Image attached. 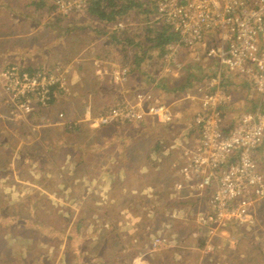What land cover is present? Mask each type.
I'll return each instance as SVG.
<instances>
[{
	"label": "rangeland",
	"instance_id": "obj_1",
	"mask_svg": "<svg viewBox=\"0 0 264 264\" xmlns=\"http://www.w3.org/2000/svg\"><path fill=\"white\" fill-rule=\"evenodd\" d=\"M137 9L136 6L130 11L129 16L132 22H134ZM140 18L141 26L146 30L149 29L152 23L145 19L144 14H140ZM157 20L166 23V20L161 19L160 16L156 17L155 21L158 22ZM84 21L87 22L86 28L79 27L76 32L79 34L80 44L86 48L87 52L101 53L98 55L110 62L109 66L112 67L113 79L116 82L121 76L119 70H126L129 77L132 69L129 65L123 64L126 58H123L121 49L110 50L105 37L107 30L110 32L116 30V25L100 24L96 20L87 19L85 15L75 18V24L80 25ZM120 22L125 24L127 18ZM84 51L85 49H80L79 58L83 59ZM129 52V56L136 54L141 60L140 67L135 72L140 73L138 84L153 87L154 84L160 83L163 87L155 88L156 92L152 90V94L161 100V103L165 102L169 105L171 121L174 118L178 121L182 113L190 119L192 113L189 112L193 110V121H188L192 133L187 135L188 138L176 129L181 128L177 122H174L173 127H164L166 136H171L170 143L174 144L177 141L180 149H192L190 144L195 146L196 142H200L201 128L196 123V119L201 111L199 100L187 99V96L193 95L205 79L215 75V60L208 57L204 45L191 49L179 47L177 54L167 57V54L160 55L154 43L144 40L139 48L131 47ZM129 58L132 61V57ZM105 83L111 85V80L107 78ZM98 84L95 82L94 87ZM221 87L226 90L223 97L229 100L223 107L219 106L218 111L225 116L231 126L241 114L255 108L260 99L261 103H264V97L261 98L258 95L248 76H235L231 86L222 82ZM67 90H55V98L44 115L52 117L54 113L57 116L60 112H64L66 116L68 112V115L73 116L76 121L86 123L89 120L85 121L82 118L95 117L97 113L107 109L106 107L111 104L105 96L89 93V96L85 97L81 89ZM233 92H235L234 95ZM75 94L79 102L70 100ZM154 97H152V104L159 103ZM240 98L243 99L242 102ZM262 107L264 108V104ZM20 127L25 142L30 143L33 135L24 134L23 125ZM89 127L80 125L78 129L89 132L92 130ZM4 132V136H0V141L19 142L23 139H17L15 127ZM58 137L61 141H65L63 136ZM78 138L76 150L84 146L80 139L88 144H96L97 138L104 139L91 136L83 138L78 136ZM149 143L151 142L147 139L141 142L142 145ZM137 146L141 145L138 143ZM31 147L23 145L21 152L16 151L18 147H11L10 151L8 148H3V151H0V264H134L136 260H139L140 264H147V262H150L148 264H167L162 255H155L150 260L146 255L150 247L152 252L172 251L173 249L165 247L166 244L176 247L175 252L170 256L173 264L176 262L174 259L178 260L179 264H197V260L200 264H227V261L221 262L215 259L228 253L227 246L231 241L241 240L244 235L246 238L251 236L252 240L260 244L264 242V231L260 232L255 228L250 229L247 226L238 227L231 224H223L216 230L211 226L200 225L198 227L202 229V232L197 233L196 230L194 236L188 229L185 232L176 231V226L167 227L165 232L163 226L159 232L141 233L145 223L133 224V217L114 216V206L118 201L94 200L103 194L101 191L95 193L92 190L97 182L96 178L84 176L78 179L75 177L77 173H82L83 169L80 168L82 166L70 170L63 166L60 169L62 165H73L81 159H85L86 162L88 159L92 162L95 160V154H90L86 158L82 153H78L75 157L74 152L66 150L59 152L55 156L56 159L53 156L41 159L38 156L34 158L37 150ZM173 148L176 149L175 145ZM178 158L183 162V155ZM255 158L257 164L264 167V142L256 151ZM111 159L116 160L115 154L105 156V160ZM176 162L174 159L171 164ZM76 170H78L77 173ZM169 177L175 180L171 168H169ZM166 183L167 180H164V184ZM102 184L105 188L110 182ZM68 193L71 197L66 199ZM167 194H169L168 190L164 189V195L172 198L177 205V198ZM164 202L170 204L169 201H163L162 204ZM194 204L196 206L192 203L182 204L187 207V211L182 213L183 220L188 219L187 212L194 213V209L198 206L204 210L207 208L200 201ZM144 220L148 219L144 217ZM190 221L195 223L193 219ZM116 227L122 229L117 231ZM256 231L258 233H254ZM240 246H244L242 242ZM257 248L258 246L255 245L249 246L246 251L243 249V256L254 255L252 258L256 259L264 257V251L260 252ZM232 264H234L233 261Z\"/></svg>",
	"mask_w": 264,
	"mask_h": 264
},
{
	"label": "crops",
	"instance_id": "obj_2",
	"mask_svg": "<svg viewBox=\"0 0 264 264\" xmlns=\"http://www.w3.org/2000/svg\"><path fill=\"white\" fill-rule=\"evenodd\" d=\"M36 1L0 0V136H4V131L7 129L15 127L17 139L23 138L19 142L12 140L0 141V151L2 152L3 148H8L10 151L11 147H18L16 151L21 152L22 146L28 145L37 150L34 158L38 156L41 159L49 156L56 159L55 156L59 152L66 150L74 152L75 157L78 156V153H82L83 157L86 158L90 154H95V160L92 162L88 159L87 162L85 159H81L73 165H62L60 169L63 166L67 170L82 166L80 167L83 169L81 174H78V170H76V173L80 176L78 177L76 174V178L82 179L81 177L84 176L96 178L97 182L92 190L95 193L101 191L103 196H99L94 200L118 201L117 205L114 206V216L133 217V224L137 222L145 223L141 233L159 232L163 226L164 232L169 226H176V231L180 232H185L188 229L192 236L196 235V230L197 233L202 232V229L198 227L200 223L196 220H194L196 224L190 220H183L182 213L187 210V207L182 204L187 202L176 199V205L172 198L164 195V189H169L164 187L166 185L164 180L169 175L171 162L174 159L179 163L182 162L178 158L180 157L179 150L173 148V145L175 147L179 146L177 141L174 144L169 142L171 136H166L167 133L164 131V127H173L174 122H177L181 128L177 127L176 129L188 138L187 135L192 133L188 121H193V110L189 112L192 113L190 119L182 113L178 121H175L174 118L173 121L167 123V126H164V123H157L155 119L146 115V108L153 105L152 97H154V94H152V90L156 92L155 88L163 87L160 83L154 84L153 87L138 84L140 73L135 72L141 63L135 64L134 58H131V61L127 57L124 59L123 64L128 63L132 69L130 76L128 77L126 72L121 80L111 81V85H107L105 83L107 78L113 80L112 67L109 66L110 62L98 55L101 53L92 54L87 52L86 48L80 44L79 34L76 32L79 27L86 28L87 22L84 21L80 25L75 24V18L83 15L85 6L78 4L75 0H71V2L52 0L53 8L50 9H53V11L38 10L35 4ZM59 1L65 4L64 8L56 5ZM141 1L145 2V0ZM73 30L76 31L74 33L68 32ZM83 36L85 37V34ZM82 48L85 49L83 59H81L82 57L79 58L78 55ZM12 66H18L22 71L30 68L34 69L33 71L44 73L56 68L59 71V87H62L61 89H81L85 97L89 96V93L96 96H105L111 103L106 107L107 110L120 102L134 105L137 96L142 93L148 94L151 99L143 103L144 107L137 118L123 120L114 123V125L113 123L105 126L93 125V120L107 111L106 109L90 119L82 118L85 121L89 120L86 123L80 120L76 121L73 116L68 115V112L63 124L57 120L55 113L52 117H42L38 122H34V120L31 121L26 117H15L11 112L9 104L11 96L5 92L10 82L5 79L3 73ZM123 71L124 69L119 70V73ZM234 77L229 76L223 79L224 84L231 86ZM95 82L99 83L96 87H94ZM76 95L72 96L70 100L79 102ZM154 98L157 102H161L158 98ZM240 101L242 102L243 99L240 98ZM69 118L74 120L69 121ZM20 125H23L24 134L30 133L33 135V140L30 143L25 142ZM80 125L82 127L85 125L90 126L89 129L92 130H89V132L75 130ZM161 131L163 133L160 134ZM58 136H63L65 141H61ZM78 136H82V138L87 136L102 137L104 139L99 140L97 138L96 144H88L80 139L84 146L76 150ZM144 139L150 140L151 143L142 145L141 142ZM138 143L141 146H137ZM172 150L175 155L170 153ZM107 154H115L116 160H105ZM108 181L110 184L103 188L102 183L106 184ZM70 197L68 193L66 199ZM163 201H169L170 204L165 202L162 204ZM174 209L178 211V217L172 219L168 215ZM144 217L148 220H144ZM254 218L256 223L247 227L263 232L264 204L260 205ZM121 229V227H116L117 231ZM243 230L246 232L245 229ZM258 231L254 233H258ZM119 234L122 233L119 232ZM243 239H246V241H243ZM234 242H236L235 248L224 256L216 258L215 261H227L229 264H232V261L234 264H264V257L256 259L252 258L254 255L243 256V249L246 251L249 246L256 245L258 246L257 249L263 252L264 242L260 244L252 240L251 236L246 238L244 235L241 240H234ZM241 242L244 246H240ZM122 246L124 247L123 242ZM165 247L173 250L170 252H152L150 247L146 255L149 256V260L155 255H162L167 264H173L170 256L175 252L176 247L168 244ZM174 260L176 261L174 264H179L178 260ZM196 263L200 264L199 260ZM134 264H140V261L136 260Z\"/></svg>",
	"mask_w": 264,
	"mask_h": 264
},
{
	"label": "built area",
	"instance_id": "obj_3",
	"mask_svg": "<svg viewBox=\"0 0 264 264\" xmlns=\"http://www.w3.org/2000/svg\"><path fill=\"white\" fill-rule=\"evenodd\" d=\"M83 4V0H75ZM158 16L178 32L179 42L169 45L165 55L178 53L179 47L204 45L206 54L215 60V75L205 79L187 99L199 100L196 123L200 126V142L192 149L179 146L183 162L171 164L175 180L165 177L169 194L187 203L200 201L195 212H187L185 220L218 229L223 224L244 225L264 204V167L257 164L255 154L264 142V103L261 99L252 110L241 114L233 126L218 111L229 98L221 85L229 76H248L255 91L264 97V0H154ZM64 8L63 2L56 4ZM117 28H122L117 24ZM172 30V31H173ZM126 70L119 73L121 80ZM17 67L4 73L10 82L5 89L15 117L22 118L30 110L23 98L38 108H46L55 98L52 90L59 87V71L33 72ZM217 74V76H216ZM227 75L226 77H224ZM110 80V79H109ZM111 81H115L114 79ZM151 98L142 93L134 105L116 103L93 120L94 126L137 118L143 103ZM169 105L154 103L146 115L157 123L171 121ZM37 107V106H36ZM189 147V146H188ZM171 154L175 155L172 150ZM187 211V210H186ZM171 218L178 217L172 210ZM165 241V240H164Z\"/></svg>",
	"mask_w": 264,
	"mask_h": 264
},
{
	"label": "trees",
	"instance_id": "obj_4",
	"mask_svg": "<svg viewBox=\"0 0 264 264\" xmlns=\"http://www.w3.org/2000/svg\"><path fill=\"white\" fill-rule=\"evenodd\" d=\"M63 1L71 2V0ZM35 4L38 10L53 11V9H50L51 7L53 8L52 0H37ZM83 5L85 6L83 15H85L87 19L96 20L100 24L116 25V30L112 32L107 30L105 37L110 50L113 48H120L123 58L129 56L131 47L139 48L141 42L144 40L148 43H154V47L159 49L160 55L162 56L165 55L166 48L169 45L179 42L178 32L172 31L169 25L162 23L160 20H157L158 22L155 21L158 14L154 0H145V2L141 0H83ZM136 6L138 9L136 10L137 12L135 11L134 22H132V18L129 15L130 11L134 10ZM140 14H144L146 16L145 19L152 23L149 29L146 30L141 26L142 21ZM125 18H127V22L122 24L120 21ZM160 23L161 25H159ZM117 24H121L122 28L118 29ZM68 32L71 33V31ZM129 57L134 58L135 64L141 63V60L137 58L136 54H132V56ZM124 64L129 65L128 63ZM12 67L19 68L18 66ZM23 72L34 75L32 73L37 71L27 68ZM53 92H55V88L52 90V94ZM101 113H97V115ZM119 122L121 121L111 123L114 125V123ZM77 129L78 128H75V130Z\"/></svg>",
	"mask_w": 264,
	"mask_h": 264
},
{
	"label": "bare ground",
	"instance_id": "obj_5",
	"mask_svg": "<svg viewBox=\"0 0 264 264\" xmlns=\"http://www.w3.org/2000/svg\"><path fill=\"white\" fill-rule=\"evenodd\" d=\"M23 100H24L25 104H27L30 107L29 112L24 117L31 119V121L34 120V122L39 121L42 117H49L48 115H44V113L47 112V110L50 108V106L46 107V108H38L39 107L38 104L36 105L37 106L36 107V106L32 105L28 99L23 98ZM56 118L61 124H63L64 120L66 119V116L64 115V112H60L59 114H57ZM70 120H74V119L69 118V121ZM255 223H256V220H255L254 216H252L251 218H249V222L247 223L246 226H253ZM238 226L244 227V225H238ZM233 242H234V240L231 241V243L227 246L228 247L227 252H230L233 248H235L236 242H234V243Z\"/></svg>",
	"mask_w": 264,
	"mask_h": 264
}]
</instances>
